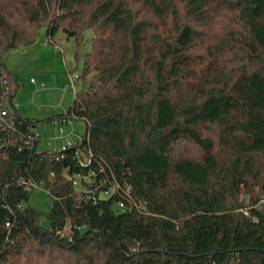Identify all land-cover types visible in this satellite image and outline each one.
I'll return each mask as SVG.
<instances>
[{
  "label": "trees",
  "instance_id": "1",
  "mask_svg": "<svg viewBox=\"0 0 264 264\" xmlns=\"http://www.w3.org/2000/svg\"><path fill=\"white\" fill-rule=\"evenodd\" d=\"M43 29L77 62L94 33L48 120L19 114L4 64ZM63 118L84 123L89 167L41 150L35 129ZM262 198L264 0H0V264H264Z\"/></svg>",
  "mask_w": 264,
  "mask_h": 264
},
{
  "label": "crops",
  "instance_id": "2",
  "mask_svg": "<svg viewBox=\"0 0 264 264\" xmlns=\"http://www.w3.org/2000/svg\"><path fill=\"white\" fill-rule=\"evenodd\" d=\"M62 41L64 40L62 39ZM65 44H67V42H60L55 36L50 39L47 36V30L44 29L34 44L27 47H18L6 56L4 64L9 72L15 76L17 73V76H19L22 81L29 82L37 87H48L54 93L51 99L44 103L41 100V95L46 94V91L37 89L33 96V98L37 100L33 112L27 115L25 112L21 111V113L19 110L20 108H17L16 105L20 115L24 117L32 115L29 116V118L48 120L57 115L66 113L72 105L74 95L72 97L71 95L68 96L67 93L69 90L65 91L66 85L69 82L70 74H82L84 63L82 61L79 65L75 59L73 60L72 57L69 56ZM33 79L34 81H32ZM20 86L22 85L19 83V87ZM78 89H82L81 83ZM77 133L83 134L79 131ZM61 143L62 141L59 143H49L48 150L60 148Z\"/></svg>",
  "mask_w": 264,
  "mask_h": 264
},
{
  "label": "rangeland",
  "instance_id": "3",
  "mask_svg": "<svg viewBox=\"0 0 264 264\" xmlns=\"http://www.w3.org/2000/svg\"><path fill=\"white\" fill-rule=\"evenodd\" d=\"M44 30V29H43ZM42 30V31H43ZM41 31V32H42ZM94 36V33L92 30H88L85 32L84 34V41L82 42V50H81V58L79 60V65L81 64V62L83 61V55L88 52L90 50V46H89V40ZM55 37H57V39L60 40V42H67V44H65V47H67V52L69 54L70 57H72V59L74 60L75 59V53H76V49H77V46H76V40L74 38H68L66 33H64V31L62 29H60V31H58L55 35ZM62 39L64 41H62ZM69 46V48H68ZM76 61V59H75ZM15 77V80L18 81V83H20V89L17 93V96H16V105H17V108L19 107L20 109V112H25V114H30L33 112V109L35 108L34 105L37 103V100H35L33 98V96L35 95L36 93V90L37 89H42L44 91H46V94H43L41 95L42 97V101L45 103V102H48L51 97H52V94L53 91L51 89H49L48 87L45 88V87H37L35 86L34 84L32 85L31 83L29 82H25V81H22L20 79L19 76H17V73H16V76L14 75ZM82 84V82H81ZM82 88H83V85H82ZM60 92V91H59ZM68 96L71 95V97L74 95V92L72 90H69L68 91ZM21 112V113H22ZM29 116H32V115H28ZM60 126L63 127L64 130L67 131H71V129H75L77 132H81V133H85V130H84V124L82 122H79V121H71L67 124H60ZM58 127L59 125H55L53 123H50L48 125H43V126H38L35 131L38 132V134L40 135L43 143L41 145V150H48V146H49V143H59L61 142L58 137L59 135V130H58ZM78 190H82V188H77ZM30 201H29V206L33 209H37L39 211H41L42 213H48L50 212L51 210V207H52V198L49 196L48 192L41 188V187H38V186H35V188L32 189V192L30 194Z\"/></svg>",
  "mask_w": 264,
  "mask_h": 264
},
{
  "label": "built area",
  "instance_id": "4",
  "mask_svg": "<svg viewBox=\"0 0 264 264\" xmlns=\"http://www.w3.org/2000/svg\"><path fill=\"white\" fill-rule=\"evenodd\" d=\"M81 75L73 73L70 74L69 76V82L66 85V90H72L74 92V94L79 91L78 86L81 83V79H80ZM34 81V79L32 80ZM2 115H5V112H2ZM73 120H71L70 118H63L60 120H56L54 122L55 125H59L58 130H59V135L57 138H59L62 143L60 148H55V149H51L52 153L56 154L57 158H59L60 154H63L65 152H67L69 149H75V155L77 157V162L79 163V165L82 168L85 167H89L92 163V152L91 149H89V146H87V140L88 137L86 135V133L84 134H78L76 130H72L71 131H67L63 129L62 126H60V124H67L69 122H71ZM94 175V173L92 172L90 175H81V174H67V179L72 181L73 185L76 188H82V190L85 189V183L88 181H93V179L91 178ZM91 176V177H90ZM29 187L35 188L36 184H34L33 182L28 183ZM114 190L109 189V190H105L102 194V196L105 197H109L111 195V193ZM95 200V197H94ZM261 205H264V198L261 199L260 201ZM118 209H122L124 208V204L120 203L118 204ZM78 230L80 228H77ZM59 234L62 237H69L70 236V228H66L63 231H60ZM70 240H72V237H70Z\"/></svg>",
  "mask_w": 264,
  "mask_h": 264
},
{
  "label": "water",
  "instance_id": "5",
  "mask_svg": "<svg viewBox=\"0 0 264 264\" xmlns=\"http://www.w3.org/2000/svg\"><path fill=\"white\" fill-rule=\"evenodd\" d=\"M47 124H49V123H47Z\"/></svg>",
  "mask_w": 264,
  "mask_h": 264
}]
</instances>
